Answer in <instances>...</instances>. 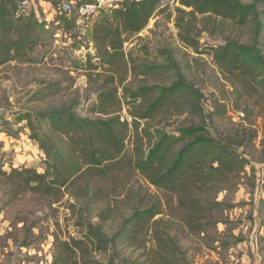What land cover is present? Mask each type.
Instances as JSON below:
<instances>
[{
    "label": "rangeland",
    "instance_id": "374dc122",
    "mask_svg": "<svg viewBox=\"0 0 264 264\" xmlns=\"http://www.w3.org/2000/svg\"><path fill=\"white\" fill-rule=\"evenodd\" d=\"M53 1L61 23L44 29L45 47L32 53L31 62L12 61L0 67V264H53L65 256V243L73 239L80 249L70 258L89 264L112 259L117 264H264V238L259 237L264 228L257 233L258 221L264 220V93L223 72L211 52L227 38L252 44V24L239 26L221 19L214 23L198 14L195 19L179 0H164L147 26L128 37L123 54L108 64L99 57L90 28L111 11H102L79 29L71 28L62 24L66 20L62 0ZM185 34L198 40V46L186 44L181 38ZM173 64L200 91L201 102L195 105L192 99L181 98L162 118L135 119V109L127 103L130 90L171 86L177 79ZM155 65L161 68L143 75L145 66ZM54 83L61 91L38 99L39 88ZM109 91L116 94L109 110L129 122L126 160L132 165L108 176H87L59 201L26 189L16 175L30 169L43 172L45 161L31 130L23 125L26 121L19 123L20 114L77 102L78 114L106 119L113 114L90 110L98 95ZM186 126H204L249 160L242 172L230 174L213 188L194 186L191 198L204 206L198 211L179 205L183 193L160 189L133 168L136 155L146 156L157 142L158 131L175 133ZM209 202L224 206L210 208ZM150 208L161 213L144 220L139 234L130 232L136 230L131 225L133 243L124 237L109 248L88 239L91 228L110 239L126 219Z\"/></svg>",
    "mask_w": 264,
    "mask_h": 264
},
{
    "label": "trees",
    "instance_id": "16d2710c",
    "mask_svg": "<svg viewBox=\"0 0 264 264\" xmlns=\"http://www.w3.org/2000/svg\"><path fill=\"white\" fill-rule=\"evenodd\" d=\"M49 1L56 5L53 0ZM163 1L121 0L118 8L111 10L109 15H102L92 25L91 31L99 57L109 64L110 59L123 54V45L128 37L138 34L147 26ZM179 3L190 8L189 13L195 19L198 14L208 16L207 19H212L214 23L221 19V23L230 21L239 26L252 24V44L227 38L224 45L212 47L211 52L223 72L237 78L245 87L262 89L264 93V0H179ZM179 11L184 12L180 8ZM66 20L70 21L72 28L78 17L74 13H66ZM46 28L47 23L39 21L33 9L27 10L22 0H0V67L12 61H33L32 53L45 47L43 32ZM181 38L193 47L199 44L198 40L189 35L185 34ZM159 68V65L145 66L142 73L150 75ZM173 69L177 79L169 87L152 85L130 90L127 103L133 105L135 119L162 118L181 102V98L184 101L192 99L195 105L201 102L200 91L186 81L179 67L173 64ZM60 91L55 83L47 84L39 88L37 97L41 100L55 96ZM148 98L153 99L149 102ZM140 102L144 103L139 105ZM115 103L114 91L103 94V97L100 93L98 103L90 111L109 116L113 114L109 109ZM76 106L77 102L66 108L20 114L19 123L26 121L23 125L31 130V138L38 142L43 152L45 168L43 172L25 170L24 175L18 173L16 177L26 189L52 197L55 201L63 198L65 193L87 176H108L132 165L126 160L129 122L117 114L106 119L82 116L76 112ZM157 137V142L149 148L146 156L136 155L133 168L139 170L156 187L177 194L183 193L179 205L192 211L204 207L197 199L191 198L194 186L213 188L227 180L230 174L242 172L249 164L246 157L212 137L204 126L180 127L175 133L158 131ZM209 203L210 208L224 206L221 202ZM160 213L159 209L152 208L140 215L135 213L124 221L123 227L110 239L102 230L96 232L91 228L87 232L88 239L101 242V245L109 248H113V244L117 245L124 237L133 243L136 237L128 233L131 225L136 230L130 232L139 234L144 226L143 221H152ZM261 228H264V220L260 219L257 233ZM259 237L263 239L264 232ZM78 249L80 245L76 239L65 243V256L55 259L53 264H89L70 258L72 254H77ZM101 264L117 262L112 259Z\"/></svg>",
    "mask_w": 264,
    "mask_h": 264
},
{
    "label": "built area",
    "instance_id": "2783aa9c",
    "mask_svg": "<svg viewBox=\"0 0 264 264\" xmlns=\"http://www.w3.org/2000/svg\"><path fill=\"white\" fill-rule=\"evenodd\" d=\"M121 0H92L75 3L73 0H62V9L66 13H74L85 23L92 22L102 11H111L118 8ZM22 5L27 9H36L35 0H22Z\"/></svg>",
    "mask_w": 264,
    "mask_h": 264
},
{
    "label": "crops",
    "instance_id": "0c3cea01",
    "mask_svg": "<svg viewBox=\"0 0 264 264\" xmlns=\"http://www.w3.org/2000/svg\"><path fill=\"white\" fill-rule=\"evenodd\" d=\"M35 3H36L35 12H36V14H37V16L39 18V21H43L44 20L47 23V28L50 25L55 24V25L58 26L61 23V21H59L58 19L55 18L57 12L52 7V2L51 1H49V0H35ZM62 24L66 25V26H70L71 25L69 20H63ZM84 24H85V22H83L81 20H77L74 23V26L79 29V28H81V26L83 27ZM90 30L92 31V27L90 28ZM257 220H259V218L256 219V221Z\"/></svg>",
    "mask_w": 264,
    "mask_h": 264
}]
</instances>
